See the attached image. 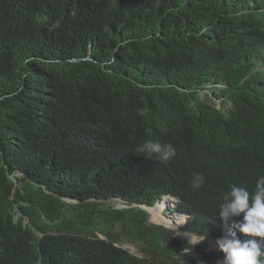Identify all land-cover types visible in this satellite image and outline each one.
Instances as JSON below:
<instances>
[{"label": "trees", "instance_id": "obj_1", "mask_svg": "<svg viewBox=\"0 0 264 264\" xmlns=\"http://www.w3.org/2000/svg\"><path fill=\"white\" fill-rule=\"evenodd\" d=\"M0 96V264H216L143 207L218 239L264 176V0H0Z\"/></svg>", "mask_w": 264, "mask_h": 264}, {"label": "clouds", "instance_id": "obj_2", "mask_svg": "<svg viewBox=\"0 0 264 264\" xmlns=\"http://www.w3.org/2000/svg\"><path fill=\"white\" fill-rule=\"evenodd\" d=\"M7 98L8 97L0 96V100ZM135 151L145 154L148 158L155 156L159 162L164 164L169 163L176 156V148L171 143H161L151 139H146L141 144L137 145ZM204 180L203 174H196L192 181V187H202ZM167 199H171L172 202L166 205L164 211L175 203L176 206L174 208H171V210L169 208V211H174L180 199L173 195L164 197L153 207L143 208L145 210L156 208ZM117 201L123 203L122 200ZM135 208L139 207L136 205ZM164 216L173 217L179 216V214L174 212L172 215ZM218 217L227 227V231L222 237L218 239L205 236L200 237L182 229H178L180 232H183L187 238L192 237L189 235L195 236L189 238V242L183 243L193 245L192 251L193 248L197 244H201L203 240V244L207 245V250L223 254V258L219 259L220 261L223 259V264H264V260L261 259V257L264 256V252L261 251L262 247L257 244L256 240L247 239L242 241L237 236V233H241L248 237L264 240V176L257 178L253 192H249L246 187L232 185L230 190L224 195V203L219 207ZM183 222H187L186 218ZM167 228L171 231L173 230L169 227ZM214 244H216L217 247ZM126 247L128 246H123L124 249H126ZM126 250L131 252V249ZM138 253L141 252L138 251ZM142 256V259L145 258L144 254H142ZM219 260L216 264H220Z\"/></svg>", "mask_w": 264, "mask_h": 264}, {"label": "rangeland", "instance_id": "obj_3", "mask_svg": "<svg viewBox=\"0 0 264 264\" xmlns=\"http://www.w3.org/2000/svg\"><path fill=\"white\" fill-rule=\"evenodd\" d=\"M208 93H212L213 91L209 88V90L207 91ZM200 96H201V99H202V101L204 102V103H207L208 105H210V106H213V107H216V108H219V100L217 99V98H214V97H212V99H206L205 98V92H201L200 93ZM229 108V107H228ZM166 201H168L169 203L168 204H170L171 202H172V200H166ZM110 203H111V207H113L114 209H117V210H122V209H126L127 208V206L124 204V203H121V202H119V201H114V202H112V201H110ZM176 206V204L174 203L172 206H170L169 208H170V210H171V208H174ZM169 208H167L165 211H164V213H163V215H172L173 213H174V211L172 210V211H169ZM165 217H170V216H165ZM150 223H153L151 220H148ZM173 235H174V237L176 238V239H178V240H180L181 242H189V238H192V237H195V236H193V235H189V236H192V237H188L187 238V236H185L184 235V233L183 232H180V230H177L176 228H174L173 230ZM204 241L202 240L201 241V243H203ZM124 246H128V247H126V249H132V247L133 246H131V245H129V244H126V245H124ZM216 246V245H215ZM217 247V246H216ZM134 248H136V247H134ZM136 251L138 252V251H140L138 248H136ZM219 262H220V264H223V259L220 261L219 260Z\"/></svg>", "mask_w": 264, "mask_h": 264}, {"label": "bare ground", "instance_id": "obj_4", "mask_svg": "<svg viewBox=\"0 0 264 264\" xmlns=\"http://www.w3.org/2000/svg\"><path fill=\"white\" fill-rule=\"evenodd\" d=\"M167 200H171V199H167ZM168 201H163V203L159 204L156 208H152V209H147V211L150 212H154L157 216H159L164 222L165 224L171 228L174 229V219L172 217H165L163 215V211L166 207V205H168ZM173 226V227H171Z\"/></svg>", "mask_w": 264, "mask_h": 264}, {"label": "water", "instance_id": "obj_5", "mask_svg": "<svg viewBox=\"0 0 264 264\" xmlns=\"http://www.w3.org/2000/svg\"><path fill=\"white\" fill-rule=\"evenodd\" d=\"M10 180H11L12 182H14V184H15L16 186H18V182H17V180H16L14 177H10ZM26 223L28 224V223H29V220H27ZM35 233H36V235H37L40 239L43 237L40 233H38V232H35ZM124 248H125V247H124ZM131 252H132L134 255H136V256H138V257H140V258L143 257L142 254H141V253H138L134 247L131 249Z\"/></svg>", "mask_w": 264, "mask_h": 264}]
</instances>
